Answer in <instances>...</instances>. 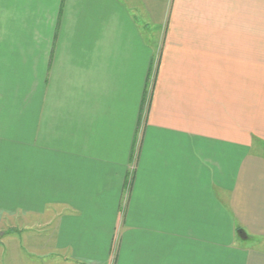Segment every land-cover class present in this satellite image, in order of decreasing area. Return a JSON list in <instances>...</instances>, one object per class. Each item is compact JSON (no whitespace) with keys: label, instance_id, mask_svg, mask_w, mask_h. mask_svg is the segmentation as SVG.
I'll use <instances>...</instances> for the list:
<instances>
[{"label":"crops","instance_id":"1","mask_svg":"<svg viewBox=\"0 0 264 264\" xmlns=\"http://www.w3.org/2000/svg\"><path fill=\"white\" fill-rule=\"evenodd\" d=\"M263 102L264 0H0V264H264Z\"/></svg>","mask_w":264,"mask_h":264},{"label":"rangeland","instance_id":"2","mask_svg":"<svg viewBox=\"0 0 264 264\" xmlns=\"http://www.w3.org/2000/svg\"><path fill=\"white\" fill-rule=\"evenodd\" d=\"M264 103V102H263ZM254 103L248 102V105H253ZM254 112L258 113L261 117L264 115V107L262 104H258L257 108H255ZM253 112V107H248V128L249 125L251 127L250 132L253 135V139L255 142L254 151L258 153L264 154V142H262L260 137L264 138V126L262 123L253 124L252 122L257 118L255 113ZM253 124V126H251ZM259 133V134H258ZM28 223V222H27ZM25 223V224H27ZM36 223H29L28 225L16 226L15 228H5L1 230L0 237V259L4 253H21L23 257H28L34 254V258L41 257L40 253H34V251L38 249H44L46 245L47 238V230L48 227H40L36 226ZM29 228V229H28ZM243 244L254 243V238L243 235ZM45 253V252H43Z\"/></svg>","mask_w":264,"mask_h":264},{"label":"trees","instance_id":"3","mask_svg":"<svg viewBox=\"0 0 264 264\" xmlns=\"http://www.w3.org/2000/svg\"><path fill=\"white\" fill-rule=\"evenodd\" d=\"M238 233H241V234H243L244 232H243V231H241L240 229H238Z\"/></svg>","mask_w":264,"mask_h":264}]
</instances>
